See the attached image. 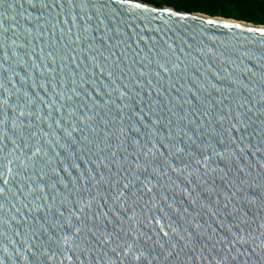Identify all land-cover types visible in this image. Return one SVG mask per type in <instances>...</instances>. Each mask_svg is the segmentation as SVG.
<instances>
[{
    "label": "water",
    "instance_id": "1",
    "mask_svg": "<svg viewBox=\"0 0 264 264\" xmlns=\"http://www.w3.org/2000/svg\"><path fill=\"white\" fill-rule=\"evenodd\" d=\"M151 7L0 0V264H264V31Z\"/></svg>",
    "mask_w": 264,
    "mask_h": 264
},
{
    "label": "rangeland",
    "instance_id": "2",
    "mask_svg": "<svg viewBox=\"0 0 264 264\" xmlns=\"http://www.w3.org/2000/svg\"><path fill=\"white\" fill-rule=\"evenodd\" d=\"M149 5L167 4L181 5L184 0H136ZM188 7H192V12L179 11L184 13H198L209 17L231 19L252 24H257L253 20L247 21L246 17L254 19V9L260 7V15L264 16V0H196V2L188 3ZM175 10V9H173ZM258 25V24H257Z\"/></svg>",
    "mask_w": 264,
    "mask_h": 264
},
{
    "label": "snow or ice",
    "instance_id": "3",
    "mask_svg": "<svg viewBox=\"0 0 264 264\" xmlns=\"http://www.w3.org/2000/svg\"><path fill=\"white\" fill-rule=\"evenodd\" d=\"M196 0H184V4L183 5H176V4H167V6H163L159 3L154 4L149 10L153 11V12H164L166 15L169 16H175L179 14V10L180 7H186L188 3H195ZM136 8H143L145 7L144 5L137 3L135 5ZM175 9V10H172ZM207 23H213V21L209 20L207 21ZM237 27H239V25H237ZM256 29H248V31H255ZM261 31H264V29H261ZM124 187H129V184H125ZM165 235H167V233H165ZM121 255H125V253H123V251L121 252ZM140 260L141 258L139 256H135L134 253H128L127 254V264H132L133 260Z\"/></svg>",
    "mask_w": 264,
    "mask_h": 264
},
{
    "label": "trees",
    "instance_id": "4",
    "mask_svg": "<svg viewBox=\"0 0 264 264\" xmlns=\"http://www.w3.org/2000/svg\"><path fill=\"white\" fill-rule=\"evenodd\" d=\"M184 3H182L181 5H183ZM260 7H257L254 9V13H255V18L254 19H251L249 17H246V20L247 21H251L253 20L254 22H256L258 25H263L264 26V16L263 15H260ZM194 9L192 7H180V10L179 11H188V12H192Z\"/></svg>",
    "mask_w": 264,
    "mask_h": 264
},
{
    "label": "bare ground",
    "instance_id": "5",
    "mask_svg": "<svg viewBox=\"0 0 264 264\" xmlns=\"http://www.w3.org/2000/svg\"><path fill=\"white\" fill-rule=\"evenodd\" d=\"M220 19H223V18H220ZM223 20H226V19H223ZM228 20V19H227ZM231 20V19H230ZM229 20V21H230ZM254 25V24H253ZM260 28L264 29V26L263 25H259Z\"/></svg>",
    "mask_w": 264,
    "mask_h": 264
}]
</instances>
